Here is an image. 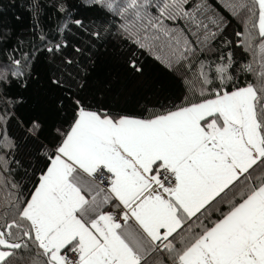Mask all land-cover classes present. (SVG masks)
Instances as JSON below:
<instances>
[{
    "label": "snow or ice",
    "instance_id": "6c2138e0",
    "mask_svg": "<svg viewBox=\"0 0 264 264\" xmlns=\"http://www.w3.org/2000/svg\"><path fill=\"white\" fill-rule=\"evenodd\" d=\"M96 2L122 19L139 48L183 69L192 95L147 117L73 99L67 127L42 146L31 192L4 182L0 264H21L25 253L23 264H264V0H226L234 15L247 13V35L235 33L244 37L236 46L251 53L244 63L232 51L198 57L223 31L208 0ZM8 64L0 83L30 74L27 53ZM40 127L33 121L29 131ZM13 147L0 130V151ZM7 163L0 157V176Z\"/></svg>",
    "mask_w": 264,
    "mask_h": 264
},
{
    "label": "trees",
    "instance_id": "16d2710c",
    "mask_svg": "<svg viewBox=\"0 0 264 264\" xmlns=\"http://www.w3.org/2000/svg\"><path fill=\"white\" fill-rule=\"evenodd\" d=\"M208 4L217 17H223V31L207 47L200 45L198 57L213 61L221 52L232 51L238 63L251 60V53L236 46L242 36L235 35L238 31L247 35V13L241 11L240 20L226 7V0H208ZM76 20L83 26H77ZM122 22L96 0H0V66H9L13 53H27L31 60L30 74L23 81L10 78L0 83V130L14 144L0 151L8 161L0 176V201L9 195L5 180L25 196L31 192L43 167L42 146H50L57 128L67 127L73 99L93 110L147 117L192 95L183 69H169L163 52L139 48L122 32ZM185 26L182 22L175 27L179 31ZM210 28L215 30L214 25ZM97 32L99 36L93 35ZM57 44L62 45L59 51L46 50ZM132 61L140 71L130 67ZM187 78L195 83L192 74ZM53 79L64 86L54 85ZM239 80L256 83L251 74L241 73ZM33 121L41 126L35 133L29 131ZM24 259L26 253L21 264Z\"/></svg>",
    "mask_w": 264,
    "mask_h": 264
},
{
    "label": "rangeland",
    "instance_id": "374dc122",
    "mask_svg": "<svg viewBox=\"0 0 264 264\" xmlns=\"http://www.w3.org/2000/svg\"><path fill=\"white\" fill-rule=\"evenodd\" d=\"M117 2H119V0H117ZM236 18H237V19H240V18H241L240 20H243V17H242L241 14L236 15ZM244 21H245V19H244ZM242 39H244L243 36L240 38V40H242ZM1 125H2V122H1V120H0V127H1ZM4 150L7 151L8 149H4Z\"/></svg>",
    "mask_w": 264,
    "mask_h": 264
}]
</instances>
